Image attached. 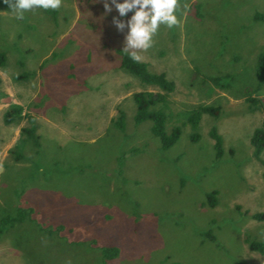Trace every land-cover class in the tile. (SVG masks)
<instances>
[{
    "label": "rangeland",
    "instance_id": "1",
    "mask_svg": "<svg viewBox=\"0 0 264 264\" xmlns=\"http://www.w3.org/2000/svg\"><path fill=\"white\" fill-rule=\"evenodd\" d=\"M111 5V0H108ZM122 2V0H118ZM179 26L160 25L152 47L138 51L151 73H164L166 129L180 128L166 150L134 126L131 95L158 91L119 67L125 17L104 0H63L18 20L0 0V219L29 210L0 233V264H261L263 167L249 138L264 119V23L252 21L264 0H180ZM20 74L26 79L14 80ZM255 100L252 104L249 100ZM10 105L34 119L37 146L20 134L24 118L3 123ZM203 115L192 143L186 113ZM124 112V130L112 126ZM214 127L222 155L207 136ZM259 159L264 162V150ZM215 193L209 206L206 194ZM118 256L102 260L99 248ZM259 257L260 259H257Z\"/></svg>",
    "mask_w": 264,
    "mask_h": 264
},
{
    "label": "trees",
    "instance_id": "2",
    "mask_svg": "<svg viewBox=\"0 0 264 264\" xmlns=\"http://www.w3.org/2000/svg\"><path fill=\"white\" fill-rule=\"evenodd\" d=\"M252 21L264 23V7L262 11L255 12L252 15ZM119 56V67L125 70L128 74L134 76L138 81L148 87L157 90V93L151 92H136L131 95V101L134 106L132 115V124L134 126L142 123H149V132L159 142V147L162 150L169 149L179 138L180 128L172 127L169 131L166 129L167 123V95L174 89L172 81L168 80L164 73H151L147 69V64L144 62H134L128 53L121 49L116 50ZM3 55L0 53V64L2 63ZM255 75L259 81H264V53L257 55L255 64ZM27 74H20L14 77V80L26 79ZM252 104L255 100H249ZM219 107L214 105H199L186 113V124L189 127V141L196 143L199 140L198 126L203 115H208L216 118L219 114ZM124 112L116 110V116L111 119L112 126L118 131L124 130ZM264 117V116H263ZM24 118L26 126L20 128V134L25 141H28L33 147L37 146V137L35 134L34 119L30 115L22 114V109L17 105H10L3 113V123L10 124L14 121ZM207 136L212 141V149L215 158L222 155L221 138L214 127H211ZM249 144L252 149V156L259 161L263 167L262 177L264 178V162L259 159L260 152L264 150V119L259 127L253 129ZM206 202L209 206L215 204V193L206 194ZM27 212L29 210H26ZM23 209L17 210L13 216H6L0 219V233L6 226H11L14 223L22 222L27 212ZM252 218L255 220L264 219L263 214H254ZM248 249L252 252H257L264 257V247L258 242H248ZM102 260L105 262L111 261L118 256V249L115 246L103 245L99 248Z\"/></svg>",
    "mask_w": 264,
    "mask_h": 264
},
{
    "label": "clouds",
    "instance_id": "3",
    "mask_svg": "<svg viewBox=\"0 0 264 264\" xmlns=\"http://www.w3.org/2000/svg\"><path fill=\"white\" fill-rule=\"evenodd\" d=\"M62 2L63 0H4L18 20L24 19L25 12L35 9L59 10ZM112 6L119 13V17H125L129 12L133 13L126 24L117 17H113V24L119 31H122L125 26L129 28L126 36L127 46L123 51L128 53L134 62H139L141 56L138 51L130 52V48L148 50L152 47L153 37L160 25H166L168 28L179 26L181 21L176 13L186 14V10L190 8L187 3L181 6L180 0H122V2L111 0V5L108 0H104L106 13L113 11ZM261 264H264V261H261Z\"/></svg>",
    "mask_w": 264,
    "mask_h": 264
}]
</instances>
